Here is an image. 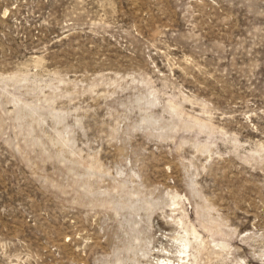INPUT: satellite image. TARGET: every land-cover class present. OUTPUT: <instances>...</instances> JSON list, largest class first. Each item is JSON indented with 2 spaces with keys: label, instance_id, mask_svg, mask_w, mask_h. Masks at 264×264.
<instances>
[{
  "label": "rangeland",
  "instance_id": "obj_1",
  "mask_svg": "<svg viewBox=\"0 0 264 264\" xmlns=\"http://www.w3.org/2000/svg\"><path fill=\"white\" fill-rule=\"evenodd\" d=\"M0 264H264V0H0Z\"/></svg>",
  "mask_w": 264,
  "mask_h": 264
}]
</instances>
